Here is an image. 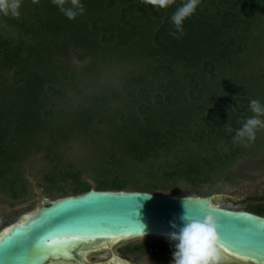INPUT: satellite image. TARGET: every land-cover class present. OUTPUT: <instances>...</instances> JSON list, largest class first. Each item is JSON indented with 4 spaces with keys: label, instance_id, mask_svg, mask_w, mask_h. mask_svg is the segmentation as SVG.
I'll return each instance as SVG.
<instances>
[{
    "label": "trees",
    "instance_id": "trees-1",
    "mask_svg": "<svg viewBox=\"0 0 264 264\" xmlns=\"http://www.w3.org/2000/svg\"><path fill=\"white\" fill-rule=\"evenodd\" d=\"M183 2L83 0L68 20L52 0H23L19 17L0 15V195L26 198L22 167L42 155L59 198L92 189L83 177L97 191L187 197L264 149V129L233 142L249 102L264 103V0H202L173 38ZM107 68L123 75L84 95L81 81ZM77 140L91 150L82 167L64 161ZM244 211L264 218V204Z\"/></svg>",
    "mask_w": 264,
    "mask_h": 264
},
{
    "label": "water",
    "instance_id": "water-1",
    "mask_svg": "<svg viewBox=\"0 0 264 264\" xmlns=\"http://www.w3.org/2000/svg\"><path fill=\"white\" fill-rule=\"evenodd\" d=\"M169 194L90 189L52 202L43 198L35 213L0 235V264H51L60 259L82 264L72 253L97 241L98 245L110 239L171 241L169 235L183 226L180 217L185 209L193 218L214 210L222 249L264 264V218L216 206L238 204L242 199L227 194Z\"/></svg>",
    "mask_w": 264,
    "mask_h": 264
},
{
    "label": "rangeland",
    "instance_id": "rangeland-1",
    "mask_svg": "<svg viewBox=\"0 0 264 264\" xmlns=\"http://www.w3.org/2000/svg\"><path fill=\"white\" fill-rule=\"evenodd\" d=\"M261 62L264 63V56ZM122 72V69L114 68H107L105 71L97 69L92 77L81 81L84 95L87 93L94 94L99 90V87L115 83L123 75ZM250 144H253V142ZM90 151L86 147L84 148L83 144L77 140L72 149L68 151L69 153L65 154L64 161H70L72 164L82 167L92 159ZM147 166H150V164ZM22 168L27 184V197L22 201L12 202L8 197L0 195V234L35 213L40 208L43 198L52 202L60 197L48 194L42 182L43 173L49 169L42 155L31 156ZM154 168L156 166H152V169ZM230 168L228 172L216 179L214 185L206 184L200 186L199 194H227L242 199L238 204L229 202L216 204L217 207L230 211H244L246 207L254 204H264V149H260V153L257 156L246 154ZM83 180L92 189H95V181L88 177H83ZM65 191L68 193L67 195H72L68 189H65ZM137 263L146 264L144 262Z\"/></svg>",
    "mask_w": 264,
    "mask_h": 264
},
{
    "label": "clouds",
    "instance_id": "clouds-1",
    "mask_svg": "<svg viewBox=\"0 0 264 264\" xmlns=\"http://www.w3.org/2000/svg\"><path fill=\"white\" fill-rule=\"evenodd\" d=\"M153 8L166 9L175 0H144ZM202 0H184L171 16L173 31L170 35H183L184 22L196 13ZM23 0H0V15L19 17ZM52 3L68 19L75 20L84 14L83 0H52ZM252 116L235 130L234 143L254 142L259 130L264 129V103L258 99L249 102ZM231 131V129H230ZM185 209V206H184ZM214 211V210H213ZM209 211L201 218L191 217L186 209L180 217L183 224L177 232L169 235L174 244L171 264H222V245L218 235V216ZM175 229L177 226L172 225Z\"/></svg>",
    "mask_w": 264,
    "mask_h": 264
},
{
    "label": "flooded vegetation",
    "instance_id": "flooded-vegetation-1",
    "mask_svg": "<svg viewBox=\"0 0 264 264\" xmlns=\"http://www.w3.org/2000/svg\"><path fill=\"white\" fill-rule=\"evenodd\" d=\"M141 239H148V241H140ZM99 242L97 241L93 245L79 246L72 253L73 257L82 264H138L137 262H144L146 264H171L174 249L172 242L161 238L118 239V241L117 239H114V241L104 240L98 245L97 243ZM160 245L166 246L168 249L165 251L153 250V247ZM221 259L222 264H258L231 255L223 249ZM51 264L77 263L60 259V261Z\"/></svg>",
    "mask_w": 264,
    "mask_h": 264
},
{
    "label": "bare ground",
    "instance_id": "bare-ground-1",
    "mask_svg": "<svg viewBox=\"0 0 264 264\" xmlns=\"http://www.w3.org/2000/svg\"><path fill=\"white\" fill-rule=\"evenodd\" d=\"M0 235H1V234H0ZM110 240H113V241H114V239H110ZM101 241H104V240H101ZM117 241H118V239H117ZM115 242H116V241H115ZM105 243H106V242H105ZM105 243H104V244H105ZM110 243H111V242H110ZM110 243H109V244H110ZM112 244H113V243H112ZM115 244H116V243H115Z\"/></svg>",
    "mask_w": 264,
    "mask_h": 264
}]
</instances>
